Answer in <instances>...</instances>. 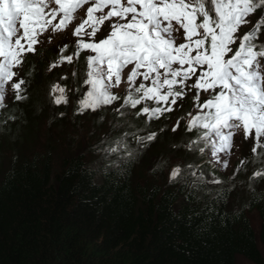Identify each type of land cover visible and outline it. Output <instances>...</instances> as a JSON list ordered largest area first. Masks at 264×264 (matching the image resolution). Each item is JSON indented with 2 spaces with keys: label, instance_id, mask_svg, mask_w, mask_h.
Wrapping results in <instances>:
<instances>
[{
  "label": "trees",
  "instance_id": "trees-1",
  "mask_svg": "<svg viewBox=\"0 0 264 264\" xmlns=\"http://www.w3.org/2000/svg\"><path fill=\"white\" fill-rule=\"evenodd\" d=\"M56 36L35 45L37 51L16 68L26 99L15 100L10 91L0 108V264H236L237 257L264 264V200L249 190L250 176L262 165L252 162V142L239 148L238 159L247 163L230 178L205 153L189 151L184 145L198 134L187 131L188 120L179 115L189 93L151 121L136 115L151 101L136 108H121L122 102L117 107L124 115L92 111L95 131L103 123L110 132L102 141L106 148L122 136L127 144L111 154L98 144L93 160L70 147L69 132L51 136L48 126L45 135L40 131L43 112L50 114L47 123L64 130L65 106L78 121L90 114L78 113L72 100L86 91V53L74 55L80 38L54 41ZM61 55L73 56L72 62L52 67ZM54 84L66 89L67 104L54 103ZM149 133H156L154 141L134 138ZM88 147L81 151L96 150ZM169 164L181 167L182 178L169 181ZM192 171L203 178L207 171L221 183L200 182ZM255 187L264 193V180Z\"/></svg>",
  "mask_w": 264,
  "mask_h": 264
},
{
  "label": "snow or ice",
  "instance_id": "snow-or-ice-1",
  "mask_svg": "<svg viewBox=\"0 0 264 264\" xmlns=\"http://www.w3.org/2000/svg\"><path fill=\"white\" fill-rule=\"evenodd\" d=\"M81 10L83 17L78 16ZM258 11L261 14L253 22L251 17ZM77 19L72 34L81 39L74 55L85 50L94 53L86 59L84 83L89 90L78 101V113L112 105L121 98L112 89L125 82L129 91L121 108L154 101L158 106H144L136 113L151 121L172 111L170 105L185 96V88L195 89L199 111L188 114L186 130L195 129L198 135L184 146L201 154L208 149L226 169L229 163L220 154H230L234 137L252 140V162L262 166L250 176L254 183L249 190L264 200V193H257L255 187L264 180V0H0V108L5 107L9 90L15 100L26 99L21 95L25 81L17 79L14 68L23 64L26 54L37 51L40 36L69 29ZM105 25L108 34L95 40ZM83 36L92 42H85ZM65 60L71 63L73 56L61 55L52 67ZM139 79L148 84H137ZM51 91L59 92L56 105L68 103L64 87L56 85ZM201 91L209 94L203 103ZM161 102L169 106H159ZM116 112L124 115L120 109ZM178 127L179 122L172 131ZM134 138L143 144L154 141L156 133ZM122 149L127 150L123 136L105 151ZM246 163L247 159L240 161ZM156 167L162 170L163 163ZM181 173V167L175 166L169 181H176ZM190 175L203 182V173ZM211 183L221 181L213 178Z\"/></svg>",
  "mask_w": 264,
  "mask_h": 264
},
{
  "label": "rangeland",
  "instance_id": "rangeland-1",
  "mask_svg": "<svg viewBox=\"0 0 264 264\" xmlns=\"http://www.w3.org/2000/svg\"><path fill=\"white\" fill-rule=\"evenodd\" d=\"M84 14H85L84 10H82V11L79 12L78 16L79 17H83ZM97 15H99V14H97ZM257 18H258V14H254L251 17L252 20H255ZM55 22H57V21H54V23ZM79 22H80L79 19L75 20L73 22V25L69 26V29H66V30H64L62 32H58V33L57 32H51V31L45 32L44 34H42L40 36V38H39L40 42L39 43H43L45 40L48 39L49 36H56L57 35L56 38H54V41L58 37H59V40H61L62 37H64V36H65L66 39H70L72 36L76 37V36H74L72 34V30L74 29V26L76 24H79ZM106 24H107V22H106ZM88 30L90 31V29H88ZM108 32H109V29L107 28V26L106 25L102 26V30H101L100 33L97 34L96 38H100L101 39V38L105 37L108 34ZM82 39L85 42H92V38H90L88 36H83ZM85 53H86V59H87L88 55L94 54V53H91L90 51H87V50H85ZM130 68H131V65L129 66V69ZM16 70L17 69L14 68V71H16ZM127 71H128V69L125 70V73H127ZM18 73L20 74V72H18ZM194 79L195 78H193V80ZM140 82H144L146 85L148 84L147 81H142V79L137 80V84H139ZM192 82L193 81L190 80L188 83L191 84ZM56 85L57 84H54L53 86H56ZM53 86L51 87V89L53 88ZM88 90H89V85H86V92ZM112 91H113V93H115L116 95H118L121 98L118 99L117 101H115L112 105L103 106L102 108L97 110L98 112L101 111L103 108H106L108 110V112L112 111V110L116 111V109H118V107L120 108V105L123 102V98L127 95V92L129 91V85L127 83H125V82H122L119 87L113 88ZM188 93L192 97V98H190V103H189V105H186V110L185 111H180L179 112V115L180 114H184L185 115V116H180V119H183V121H185V119L186 120L190 119V117L188 115L189 113H191L192 115H196L198 113V111H199V109L196 106V101L193 99V97L195 96L196 90L195 89L189 90L188 88H186L185 89V94H188ZM9 95H10V90L6 94L5 101L7 100ZM58 95H59V92L53 93L51 91V96H52L53 100ZM208 95H209L208 93H205V92L201 91V93H200V103H203V101L208 98ZM117 105H119V106L117 107ZM142 105L143 106L141 108H143L144 106H147L148 104L147 103H143ZM148 106L149 107H156L158 105L154 101H151V104H149ZM159 106L168 107L169 105H164L163 102H161V104ZM170 106H171V108L173 107V105H170ZM65 107L66 108L63 110L64 112L60 111L61 114H63V115H60V116H62L64 122L66 123L65 130H64V127H60V126L56 127L52 123H47V119H48V117H50V114L49 113L47 114V112H43L42 113V117H41L42 126L40 127V131L43 132V134L45 135L46 134V132H45L46 128L45 127L48 126V130H49V133L51 134V136H55V135L57 136L60 133H64L65 134V133L69 132L70 133L69 136H71L72 138L74 137L73 140L69 141V142H71L70 147H72L74 149H77L79 151L80 155H85L86 156V154H87L89 156V160H93V158H98L99 157V155H98L99 152L97 151V146H98V144H100L102 146L103 150L106 149V144L102 143V141L105 138H108V136L110 135V132L107 129H102V124L103 123H100L101 125H100L99 129H96L97 131H95V129L93 128L95 126V122H93V118H92L93 117V113H92L91 110H87L86 111V113H90V114H88L89 116L86 115L87 118L84 119V117H83L81 120L78 121V120L74 119V117L76 116V113L73 112L72 108H70L69 106H65ZM69 124H73L74 127L69 128ZM138 133L140 135V134H142V131H139ZM60 136H58V137H60ZM69 140H70V138H69ZM250 142H252V140H250V139L247 140V141L243 140L242 139V135H237L236 137H234V147L232 148L230 154H227V155H225L224 153L220 154L221 159L222 160H227L228 163H229V166L226 169L222 168L220 166V164H218L215 161V159L211 157V153H210V151L208 149H206L205 152H204L205 153V157L207 158L209 163H213L215 165V167L218 168V172L221 175L228 174V176L230 178L231 175L233 176V175L237 174V169H238V167H240V161L242 159H238V157H237L239 155V152H238L239 148L241 146H244V147L248 146V144ZM88 145H90L91 148H93V146H94L96 150L94 152H92V151L87 152V150L85 152H82L81 150L84 151L86 148H89ZM235 162H236V164L234 165ZM172 163H175V162H172ZM175 166H176V164H172V165L169 164V166L167 167V168H169L168 169L169 172L166 175V177L168 179H169L170 171ZM204 173L205 174H204V178L203 179L205 180V182H209L210 184H212L211 181L213 180V178H216V177L211 175V174H209L207 171H204ZM249 218H250V221H251V224L253 226L254 231H256V229H257V217H256V214L254 212H250L249 213ZM258 248H259V251L262 252V249H261L259 244H258ZM236 264H253V263L249 262L248 260H245L242 257H237L236 258Z\"/></svg>",
  "mask_w": 264,
  "mask_h": 264
},
{
  "label": "clouds",
  "instance_id": "clouds-1",
  "mask_svg": "<svg viewBox=\"0 0 264 264\" xmlns=\"http://www.w3.org/2000/svg\"><path fill=\"white\" fill-rule=\"evenodd\" d=\"M85 7H87V6H85ZM81 11H82V10H81ZM256 14H258V17H259V15L261 14V12L258 11ZM255 20H256V19H255ZM255 20H253V22H254ZM261 40L264 41V35L261 36ZM57 85H58V84H57ZM59 86H60V85H59ZM10 91H11V90H10ZM65 93H66V96H68L66 89H65ZM85 93H86V91H85ZM85 93H84V94H85ZM83 96H84L83 94L80 95V96H76V97H74L72 100H74V101L76 102V104L78 105V101H79V99H82Z\"/></svg>",
  "mask_w": 264,
  "mask_h": 264
},
{
  "label": "bare ground",
  "instance_id": "bare-ground-1",
  "mask_svg": "<svg viewBox=\"0 0 264 264\" xmlns=\"http://www.w3.org/2000/svg\"><path fill=\"white\" fill-rule=\"evenodd\" d=\"M211 180V179H210Z\"/></svg>",
  "mask_w": 264,
  "mask_h": 264
}]
</instances>
